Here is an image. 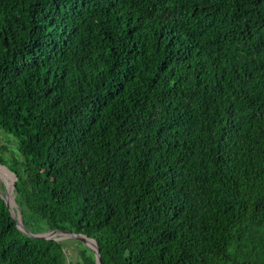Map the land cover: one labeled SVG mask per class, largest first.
<instances>
[{"label":"trees","instance_id":"obj_1","mask_svg":"<svg viewBox=\"0 0 264 264\" xmlns=\"http://www.w3.org/2000/svg\"><path fill=\"white\" fill-rule=\"evenodd\" d=\"M0 131L32 233L103 264H264V0H0ZM0 264L71 262L0 195Z\"/></svg>","mask_w":264,"mask_h":264},{"label":"rangeland","instance_id":"obj_2","mask_svg":"<svg viewBox=\"0 0 264 264\" xmlns=\"http://www.w3.org/2000/svg\"><path fill=\"white\" fill-rule=\"evenodd\" d=\"M0 155L7 159L12 158L13 156L19 157V153L17 151V139H15L12 135L5 134L2 131H0ZM0 166L3 167L2 164H0ZM3 169V172L0 171V191L5 193V189H8V191L12 190L14 178L11 171L7 167H4ZM10 195L13 198L12 191L10 192ZM12 212L16 214V208H13ZM56 237H58V240L63 241L65 244L66 261L71 262V264H75L76 260L79 258V248H81V245L75 241L78 239L69 236L63 237L62 234H57ZM90 251L94 254L92 250Z\"/></svg>","mask_w":264,"mask_h":264},{"label":"water","instance_id":"obj_3","mask_svg":"<svg viewBox=\"0 0 264 264\" xmlns=\"http://www.w3.org/2000/svg\"><path fill=\"white\" fill-rule=\"evenodd\" d=\"M3 167H6L5 165H3ZM13 175V187L12 190L14 188V183L16 181V175L11 172ZM11 190V191H12ZM8 191V189H5V193H2L0 191V195L1 197L4 199L5 204L7 205V207L9 208V212L10 215L12 216V219L15 223V225L22 231L24 232L26 235L30 236V237H35V238H41V239H50V238H55L56 240H58V237H56L57 234H62L63 237H72V238H76L78 240H80L84 245H86L90 250H92L95 254V262L96 264H103L102 260H101V256H100V251L98 248V245L96 243V241L93 238H90L84 234H78V233H74L71 231H66V230H59V229H52L49 231H45V232H41V233H32L31 231H29L22 223L21 219L22 216L18 211L16 202L14 201V199L12 198V196L10 195V192ZM15 206L17 209V217L16 215L12 212V207Z\"/></svg>","mask_w":264,"mask_h":264},{"label":"bare ground","instance_id":"obj_4","mask_svg":"<svg viewBox=\"0 0 264 264\" xmlns=\"http://www.w3.org/2000/svg\"><path fill=\"white\" fill-rule=\"evenodd\" d=\"M4 167H2V166H0V171L1 172H3L4 171V169H3Z\"/></svg>","mask_w":264,"mask_h":264}]
</instances>
